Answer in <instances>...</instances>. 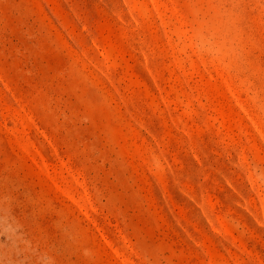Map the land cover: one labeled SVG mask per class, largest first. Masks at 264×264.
I'll return each mask as SVG.
<instances>
[{"label":"rangeland","instance_id":"374dc122","mask_svg":"<svg viewBox=\"0 0 264 264\" xmlns=\"http://www.w3.org/2000/svg\"><path fill=\"white\" fill-rule=\"evenodd\" d=\"M0 264H264V0H0Z\"/></svg>","mask_w":264,"mask_h":264}]
</instances>
